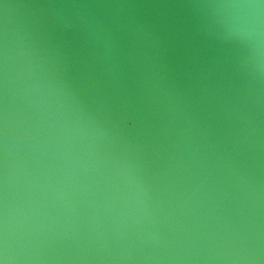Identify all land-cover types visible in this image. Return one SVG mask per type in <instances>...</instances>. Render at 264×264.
<instances>
[{
  "label": "water",
  "instance_id": "obj_1",
  "mask_svg": "<svg viewBox=\"0 0 264 264\" xmlns=\"http://www.w3.org/2000/svg\"><path fill=\"white\" fill-rule=\"evenodd\" d=\"M0 264H264V0H0Z\"/></svg>",
  "mask_w": 264,
  "mask_h": 264
}]
</instances>
